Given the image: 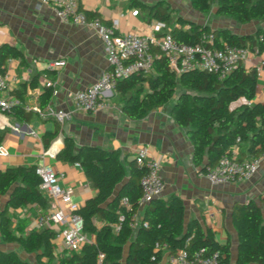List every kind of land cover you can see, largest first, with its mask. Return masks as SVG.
<instances>
[{
  "label": "trees",
  "instance_id": "16d2710c",
  "mask_svg": "<svg viewBox=\"0 0 264 264\" xmlns=\"http://www.w3.org/2000/svg\"><path fill=\"white\" fill-rule=\"evenodd\" d=\"M135 6L147 8L152 18L168 22V7L146 6L132 0ZM191 7L201 13L213 9L216 16L228 17L241 25L251 21L264 22V0H189ZM87 19L94 16L84 13ZM179 26L170 30L180 44H195L207 25L178 20ZM216 41L247 47L257 56L264 55V27L252 34L237 35L225 28L213 31ZM152 67L120 80L114 92L119 98L121 113L130 120L143 119L150 110L171 102L170 114L175 124L187 131L193 149L192 162L204 173L216 164L219 157L236 143L246 146V153L256 157L264 151V101L241 104L230 110L239 99L251 102L258 83V70L238 65L223 79L216 74L191 70L176 74L159 50L154 51ZM8 59H23L22 52L10 45L0 47V74ZM264 70V61L261 64ZM36 77L30 85L34 86ZM177 90H179L177 92ZM177 92V94H176ZM18 103L4 112L19 122L30 120L31 111L24 108L23 92L10 91ZM51 88H43L39 107L45 109L52 97ZM47 134L44 147L56 136ZM1 138V136H0ZM119 150L98 147L76 149L70 138L56 155L62 162L78 164L96 194L79 207L76 214L82 219V231L94 237L79 252H67L52 264H96L98 253L104 254L103 264H163L164 251L171 255L185 250L189 257L204 248L207 255L216 254L217 264H231L230 243H219L208 229L198 222L184 224L182 199L171 194L155 198L143 207L140 223L133 228L138 200L141 196L140 179L145 170L136 162L128 163L127 172L119 162ZM35 165L7 167L0 170V239L17 242L25 253H40L48 262L54 259L55 233L37 231L30 227L31 219H20L15 229L11 226L8 210L32 209L44 211L48 199L39 191L40 178ZM119 189V190H118ZM126 197L128 206L119 200ZM94 219L102 222L96 225ZM231 220L237 236L235 264H264V209L250 200L235 203ZM15 232L17 234H15ZM157 244V248L155 247ZM0 264H28L14 252L0 251Z\"/></svg>",
  "mask_w": 264,
  "mask_h": 264
},
{
  "label": "crops",
  "instance_id": "0c3cea01",
  "mask_svg": "<svg viewBox=\"0 0 264 264\" xmlns=\"http://www.w3.org/2000/svg\"><path fill=\"white\" fill-rule=\"evenodd\" d=\"M137 1L146 6L168 7L170 19L165 23L170 30L180 25L179 19L185 22L184 30L188 29V23L207 25L202 16L204 13L194 10L189 0ZM78 9L105 24L115 21L118 34H149L151 24L158 21L151 17L147 8L135 6L132 0H78ZM134 10L137 15L133 14ZM208 27L210 30L224 28L220 22ZM253 32L241 30L235 34ZM4 44L23 54L22 60L8 59L4 65L8 91L23 92L24 105H39L40 93L45 88L42 75L45 74L55 83L54 87H49L53 93L47 107L71 110L73 115L62 125L47 116L45 111L42 114L31 111L27 122L3 117L5 124L0 126V145L6 148L7 156H0V170L27 165L50 166L58 175L59 184L72 190L71 202L80 207L96 191L78 164L56 158L64 148L65 138H70L77 150L82 147L119 150V162L126 172L128 163L134 160L135 150L141 145L146 146L148 156L160 164L164 185L160 197L178 195L184 206V224L196 221L202 228L210 230L217 242L228 241L231 264H235L237 236L231 220L232 208L235 203L252 200L264 209V159L248 181L212 185L193 165L192 145L186 130L178 127L172 119L170 103L153 108L141 120H130L121 113L119 98L114 92L107 98L105 107L96 113L76 110L74 94L94 83L108 69L102 42L89 27L59 22L51 7L42 0H0V47ZM57 59H63L65 66L57 72L47 71L46 64ZM263 61L264 55H254L242 64L247 69L255 67L258 70L255 96L251 102L239 99L230 105V110L244 103L251 105L264 101ZM33 77H36L34 86L30 85ZM54 132L56 136L44 147L45 136ZM228 152L237 159L251 158L243 143L230 147ZM51 205L48 201V207ZM38 212L34 208L9 209L12 228L15 229L20 219H32ZM142 212L143 207H138L133 228L140 223ZM94 223L102 224L98 219H94ZM88 237L94 241L93 236ZM1 242L4 243L0 239V251L14 252L28 263L14 248H5ZM163 253L164 259L168 254ZM63 255H67V251L61 241L55 239L53 257L57 260Z\"/></svg>",
  "mask_w": 264,
  "mask_h": 264
},
{
  "label": "built area",
  "instance_id": "2783aa9c",
  "mask_svg": "<svg viewBox=\"0 0 264 264\" xmlns=\"http://www.w3.org/2000/svg\"><path fill=\"white\" fill-rule=\"evenodd\" d=\"M48 4L56 19L64 24H74L89 27L96 32L102 42L108 69L88 87L77 91L73 100L75 109L85 113H96L102 110L107 98L114 93L118 81L136 72L149 71L152 67L154 51L159 50L167 58L168 66L176 73L181 74L191 70L204 71L216 74L223 79L238 65L244 64L256 55L247 47L229 45L223 41H216L211 31L203 32L195 44H180L170 34L165 22L155 21L151 24L149 34H118L116 22L103 23L100 19H87L78 9V0H42ZM134 10L133 14L137 15ZM65 66L63 59L52 60L46 64V70L57 72ZM43 76V87H54L55 83ZM18 103L10 95L7 82L0 74V126L5 122L4 112ZM25 110L46 115L62 125L71 119L73 112L65 109L47 107L42 110L38 104L24 105ZM239 139L231 147L238 145ZM0 156H7L6 148L0 145ZM138 166L145 170L140 179L141 196L139 207H144L153 199L160 197L163 191V180L160 175V164L148 156L146 146H139L133 156ZM264 159V151L256 157L242 160L237 159L230 152L222 154L216 164L207 168L203 173L212 185L223 183L243 182L251 179L257 172ZM36 174L40 178L39 191L52 203L44 211L38 212L31 219V227L37 231L51 230L55 239H59L67 252H79L80 248L91 243L87 234L82 231V219L76 214L79 206L71 202L72 190L59 184L58 175L47 165L36 166ZM264 200V196H263ZM120 205L128 206L126 197L119 200ZM157 248V244H155ZM104 254L98 253L96 264H103ZM163 264H217V255H207L204 248L189 257L185 250H177L166 255Z\"/></svg>",
  "mask_w": 264,
  "mask_h": 264
},
{
  "label": "rangeland",
  "instance_id": "374dc122",
  "mask_svg": "<svg viewBox=\"0 0 264 264\" xmlns=\"http://www.w3.org/2000/svg\"><path fill=\"white\" fill-rule=\"evenodd\" d=\"M213 9H211L209 12L202 14L203 18L206 20V24L208 26H211L214 22H220L223 24L224 28H227L231 33H236L241 30H247V31H255L256 28L264 27V22H255L251 21L247 25H241L234 20L228 18V17H220L216 16L212 13ZM239 30V31H238ZM179 90H177L178 92ZM176 92V94H177ZM175 98H173L174 100ZM172 100V101H173ZM171 101V102H172ZM170 102V104H171ZM2 243V242H1ZM2 246L5 248H14L16 252L23 256L29 264H52L56 259H53L52 261L48 262L45 258L41 256L40 253H25L19 246L17 242H4L2 243Z\"/></svg>",
  "mask_w": 264,
  "mask_h": 264
},
{
  "label": "water",
  "instance_id": "95a60500",
  "mask_svg": "<svg viewBox=\"0 0 264 264\" xmlns=\"http://www.w3.org/2000/svg\"><path fill=\"white\" fill-rule=\"evenodd\" d=\"M214 30H217V29H213V30H211V32H213ZM186 133H187V131H186ZM200 171H201V169H200ZM119 190V189H118Z\"/></svg>",
  "mask_w": 264,
  "mask_h": 264
}]
</instances>
